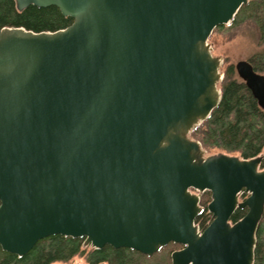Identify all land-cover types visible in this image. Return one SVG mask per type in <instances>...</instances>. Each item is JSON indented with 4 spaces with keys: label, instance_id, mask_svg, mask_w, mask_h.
I'll return each mask as SVG.
<instances>
[{
    "label": "water",
    "instance_id": "95a60500",
    "mask_svg": "<svg viewBox=\"0 0 264 264\" xmlns=\"http://www.w3.org/2000/svg\"><path fill=\"white\" fill-rule=\"evenodd\" d=\"M15 2L73 23L0 31L2 250L23 257L61 235L149 257L183 246L172 264H255L264 153L208 155L191 137L222 100L210 37L249 0ZM235 69L264 110V75Z\"/></svg>",
    "mask_w": 264,
    "mask_h": 264
},
{
    "label": "trees",
    "instance_id": "16d2710c",
    "mask_svg": "<svg viewBox=\"0 0 264 264\" xmlns=\"http://www.w3.org/2000/svg\"><path fill=\"white\" fill-rule=\"evenodd\" d=\"M245 15H249L257 23L261 42L264 43V0H249L230 25L219 26L214 32L233 27ZM72 23L73 19L65 17L55 6H30L19 11L15 0H0V31L4 28H24L35 33L57 32L68 28ZM248 61L256 72L264 74V52L255 54ZM223 72L224 79L220 85L222 100L211 116L193 130L191 137L198 140L207 152L215 149L246 160L256 158L264 153V110L237 75L234 64H229ZM210 202L211 193H204L200 205L205 210L195 222L202 230L213 221L207 210ZM247 211L238 209L232 222L242 219ZM182 248L181 245L171 243L149 257L137 251L111 246L102 250L88 249L84 248V238L56 235L39 241L23 257L4 252L0 246V264H58L66 263L78 255H85L88 264H172V253ZM255 264H264V216L256 233Z\"/></svg>",
    "mask_w": 264,
    "mask_h": 264
},
{
    "label": "rangeland",
    "instance_id": "374dc122",
    "mask_svg": "<svg viewBox=\"0 0 264 264\" xmlns=\"http://www.w3.org/2000/svg\"><path fill=\"white\" fill-rule=\"evenodd\" d=\"M248 16L249 15L242 16L231 28L226 27L213 32L210 37L209 43L212 46L213 54L222 58L224 62L221 69L222 71H224L229 64L235 65L242 60L248 61L255 54L264 52V43L261 42L260 30L257 23ZM207 153L208 155H212L222 152L213 149L212 152ZM244 199L241 198V201ZM88 249H90V247H88ZM58 264L88 263L85 255H78L66 263Z\"/></svg>",
    "mask_w": 264,
    "mask_h": 264
}]
</instances>
